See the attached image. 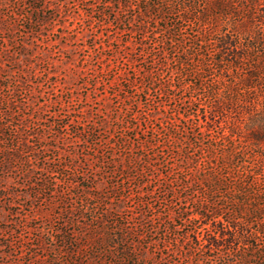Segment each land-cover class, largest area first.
<instances>
[{"label": "rangeland", "instance_id": "1", "mask_svg": "<svg viewBox=\"0 0 264 264\" xmlns=\"http://www.w3.org/2000/svg\"><path fill=\"white\" fill-rule=\"evenodd\" d=\"M126 1L0 0V264H221L228 247L197 251V211L221 209L223 226L236 215L195 176L264 189V152L245 138L264 78L250 92L197 57L176 63L193 38L209 59L224 32L244 33L251 0L222 13L215 0ZM232 139L239 161L220 155Z\"/></svg>", "mask_w": 264, "mask_h": 264}, {"label": "trees", "instance_id": "2", "mask_svg": "<svg viewBox=\"0 0 264 264\" xmlns=\"http://www.w3.org/2000/svg\"><path fill=\"white\" fill-rule=\"evenodd\" d=\"M251 3L248 6L250 8L249 15L243 19L240 26L244 33L238 30L224 32L213 41L217 45V48L215 53H213L214 55L212 54L209 59L206 58V54L203 51L204 44L209 42L207 41L208 39L206 37H204V40L193 38L192 44H196L195 50L190 51L189 49H185L182 53L184 57H177L176 63L181 65V67H185L190 62L194 63V58L197 57V62L200 64V71H209L214 68L220 70L217 82L224 81L225 77H233L237 83L242 84L250 92L253 90L258 91V89L261 90L259 81L264 78V9L260 13H257L259 18L255 19V12L253 11L252 5L255 6L257 2L251 0ZM123 5L130 6V3L125 0ZM212 6L219 9L222 13L224 12V7H229V4L226 0H215ZM148 7L147 5L144 9L147 10ZM37 20L42 21L43 19L38 18ZM140 29L144 30L145 27ZM155 84L157 85L152 86L153 88L162 91L166 90L167 83L160 82V79ZM262 85L264 87L263 83ZM260 100V113H251L245 129V138L250 143L251 149L256 152L254 153L256 157L259 156L257 153L264 152V97ZM186 116H189V114ZM202 130L205 132L206 128ZM230 132H234V134H230L232 137L237 136L239 132L238 127L232 125ZM169 137L175 140L181 138L173 132L168 134L167 138ZM195 138L199 139L197 137ZM194 144L197 145L196 143ZM197 146L201 147L199 144ZM224 147L220 149V155L224 158L236 161L242 159L241 155L244 154V150L236 145L235 139H232L226 148ZM254 154L253 157H255ZM262 157H264V153ZM186 159L189 160L188 157ZM148 163L151 165L150 161ZM225 165H228V161H224L222 166ZM116 169L122 170L120 167ZM170 172L167 171L165 175ZM248 173L252 174L253 171H247ZM195 179L201 183H205L206 190L212 194L207 195L206 199L210 197L212 201L215 198H212L214 193L220 190L223 191L222 199L230 203L229 208L236 215L231 221L232 224L223 226V221L220 217L221 209L201 205L198 208L197 216L208 229L205 236L202 235L199 239L197 251L207 250L214 252L228 247L226 248V255H214L217 260L224 259L221 264H264V243L262 245H256L255 243L256 235L264 234V189L255 188V185L251 183L246 184L243 180L235 181L232 186H229L223 180V175L221 171L219 172V169L214 173H197ZM178 216L184 218L189 216V213L187 209H182ZM123 236V233H121L120 239ZM197 236L199 238V233ZM90 238H92V245L104 243V238L96 237L94 234ZM234 244H238V248L243 245L244 248V251L237 256L230 255L228 252V249Z\"/></svg>", "mask_w": 264, "mask_h": 264}]
</instances>
